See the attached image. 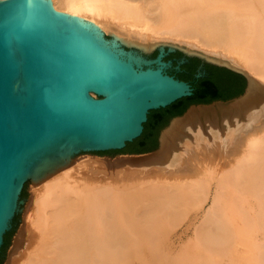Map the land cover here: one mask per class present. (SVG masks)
Segmentation results:
<instances>
[{"label": "bare ground", "instance_id": "6f19581e", "mask_svg": "<svg viewBox=\"0 0 264 264\" xmlns=\"http://www.w3.org/2000/svg\"><path fill=\"white\" fill-rule=\"evenodd\" d=\"M52 2L142 44L168 34L251 88L193 107L159 151L87 155L34 184L16 264H264V0Z\"/></svg>", "mask_w": 264, "mask_h": 264}, {"label": "water", "instance_id": "95a60500", "mask_svg": "<svg viewBox=\"0 0 264 264\" xmlns=\"http://www.w3.org/2000/svg\"><path fill=\"white\" fill-rule=\"evenodd\" d=\"M176 50L183 57L175 65L167 57ZM190 57L243 74L247 86L236 97L194 103L173 116L160 131L158 147L147 152L159 151L170 126L193 107L244 96L250 75L178 44L107 35L52 0H0V251L18 214L0 264L21 261L28 245L26 216L34 205L29 185L87 155L139 154L100 151L125 148L143 133L152 110L194 94L186 74L178 72L182 79L169 72L180 71Z\"/></svg>", "mask_w": 264, "mask_h": 264}, {"label": "trees", "instance_id": "16d2710c", "mask_svg": "<svg viewBox=\"0 0 264 264\" xmlns=\"http://www.w3.org/2000/svg\"><path fill=\"white\" fill-rule=\"evenodd\" d=\"M180 50L172 52L169 57L182 56ZM202 62L199 57H190V62L184 63L183 74L193 80L195 87L194 94L180 98L171 105L159 109H154L149 114V119L145 123L143 133L128 142L123 149L107 150L100 152H129L141 153L154 150L159 145V134L161 129L175 116L184 113L188 107L194 103H210L215 100H228L242 94L247 86V78L226 66L206 62L207 75L196 77L198 65ZM28 182L26 183L22 195L26 194ZM5 234V242L0 253V263L3 261V253L9 245L10 239L15 232L16 224Z\"/></svg>", "mask_w": 264, "mask_h": 264}, {"label": "flooded vegetation", "instance_id": "af4514ba", "mask_svg": "<svg viewBox=\"0 0 264 264\" xmlns=\"http://www.w3.org/2000/svg\"><path fill=\"white\" fill-rule=\"evenodd\" d=\"M183 57V56H182ZM181 56H179V57H167V59H173V61H174V64L176 65V64H178V62L180 61V59L182 58ZM187 62H190V58H189V60L188 61H186L185 63H187ZM206 61H203L202 60V62L198 65V67H197V71H196V73H195V76L198 78V77H201V76H205V75H207V69H206ZM182 66H183V64H182ZM183 72V68L180 70V71H174V70H170L169 72L170 73H172V74H175L176 76H178V77H180V78H182L180 75H179V73L178 72ZM198 73H201V75H199V76H197V74ZM183 79V78H182ZM185 80H188V79H185ZM188 81H190V82H192L193 83V80L192 79H189ZM0 253H1V251H0Z\"/></svg>", "mask_w": 264, "mask_h": 264}, {"label": "rangeland", "instance_id": "374dc122", "mask_svg": "<svg viewBox=\"0 0 264 264\" xmlns=\"http://www.w3.org/2000/svg\"><path fill=\"white\" fill-rule=\"evenodd\" d=\"M105 31V33L108 35L109 34V31L108 32H106V30H104ZM112 32V31H111ZM159 35V36H158ZM157 35V37H158V39L160 40V42H158L157 44H159V43H170V44H174V43H172L171 42V40H168L169 38H170V35H168V34H165V33H159ZM152 36V35H151ZM172 37V36H171ZM168 38V39H167ZM159 40H157V41H159ZM179 46H182L183 48H185V49H187V47L185 46V45H183V44H178ZM202 45V44H201ZM222 103H227V102H222ZM215 105H218L219 103H214ZM214 104H207V105H203V106H213ZM202 106V105H201ZM201 106H198V107H201ZM144 153H147V152H144ZM101 156H103V155H101ZM114 156V155H113ZM125 181V180H124ZM34 185V183H31L30 185H29V192L30 191H32V186ZM127 264H139L138 263V260L137 259H135L134 261H132V262H130V263H127Z\"/></svg>", "mask_w": 264, "mask_h": 264}]
</instances>
